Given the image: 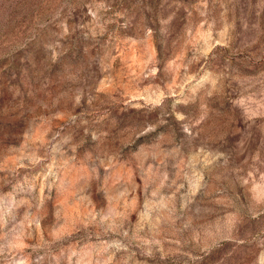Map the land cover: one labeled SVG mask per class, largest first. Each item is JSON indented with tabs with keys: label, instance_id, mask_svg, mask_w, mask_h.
I'll use <instances>...</instances> for the list:
<instances>
[{
	"label": "rangeland",
	"instance_id": "1",
	"mask_svg": "<svg viewBox=\"0 0 264 264\" xmlns=\"http://www.w3.org/2000/svg\"><path fill=\"white\" fill-rule=\"evenodd\" d=\"M0 264H264V0H0Z\"/></svg>",
	"mask_w": 264,
	"mask_h": 264
}]
</instances>
